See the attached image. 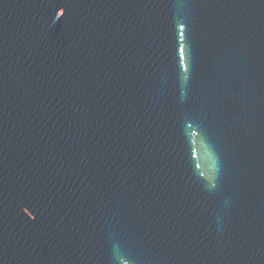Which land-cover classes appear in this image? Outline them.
<instances>
[{"label": "water", "instance_id": "1", "mask_svg": "<svg viewBox=\"0 0 264 264\" xmlns=\"http://www.w3.org/2000/svg\"><path fill=\"white\" fill-rule=\"evenodd\" d=\"M0 264H264V0H0Z\"/></svg>", "mask_w": 264, "mask_h": 264}]
</instances>
